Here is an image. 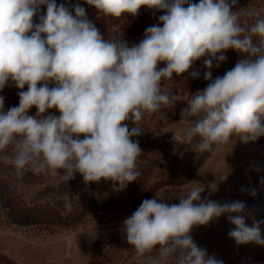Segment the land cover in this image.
<instances>
[{
	"label": "clouds",
	"instance_id": "obj_1",
	"mask_svg": "<svg viewBox=\"0 0 264 264\" xmlns=\"http://www.w3.org/2000/svg\"><path fill=\"white\" fill-rule=\"evenodd\" d=\"M83 2L98 17L135 18L141 9L162 14L139 42L129 43L123 34L106 38L79 2L0 0V90L9 83L21 89L18 106L7 111L0 96V153L18 177L30 170L68 182L79 174L86 185L110 181L115 190L125 189L141 174L138 137L145 116L177 103L163 82L174 75L199 79L197 61L208 83L189 93L180 109L184 142L211 153L264 137V10L243 13L238 0ZM42 6L46 13L39 15ZM229 50L240 58L213 78L212 69L227 60ZM262 170L259 163L251 166ZM258 184L249 179L241 191L255 199L264 191V176ZM204 191L192 187L178 203L157 196L143 200L122 222L127 244L146 264H224L192 235L223 216L237 246L264 247V220L245 202L202 198ZM63 207L72 211L67 197Z\"/></svg>",
	"mask_w": 264,
	"mask_h": 264
},
{
	"label": "rangeland",
	"instance_id": "obj_2",
	"mask_svg": "<svg viewBox=\"0 0 264 264\" xmlns=\"http://www.w3.org/2000/svg\"><path fill=\"white\" fill-rule=\"evenodd\" d=\"M77 2L85 7L88 18L106 38L118 39L123 34V39L129 43L139 42L145 29L158 23V16L162 14L154 15L151 10L141 9L135 18L98 17L96 10L83 0H56L58 5L67 3L70 6ZM192 2L198 3L199 0ZM238 7L243 8V13L264 10V0H238ZM45 13L46 7L42 6L39 15ZM39 15L34 17L37 23ZM243 19L247 17L242 14ZM128 27L140 31L138 38L128 34ZM226 56L227 60L219 68L212 69L213 78L222 76L240 58L233 50H229ZM194 67L200 70L199 79L174 75L173 79L163 82L164 91L177 94V103L174 109L163 108L145 116L140 125L143 132L138 137L144 153L138 160L141 174L123 190H115L110 181L91 183L93 188L88 192L79 186L64 187L65 181L55 173L37 175L28 170L18 177L11 166L3 163L5 154L0 153V264H146L127 244L120 230L123 220L134 211L108 209L125 206V201L135 202L149 191L159 199L178 203L176 198L182 193L192 187H204L202 198L208 196L221 202L243 201L257 219L264 220V191H259L255 199L241 191L242 187L249 186V179L251 185L259 189L258 181L264 176V170L257 173L251 171V166L259 163L264 169V137L255 143L233 142L220 146L202 162L188 184L175 185L187 176L204 154L198 153L194 144L185 143L181 132L185 125L180 121V109L186 107L185 99L189 93L202 90L208 83L203 79L206 69L202 63L197 61ZM5 90V87L0 90V96ZM8 151L10 153V149ZM72 180L86 186L79 174ZM64 197L72 203L70 213H66L63 207ZM41 206L52 207L63 217L65 225L22 226L11 220L10 214L18 219L23 211ZM247 222L251 224L250 219ZM231 227L222 216L209 226L197 227L192 235L198 246L206 248L210 255L215 253L224 264H264V247L255 244L237 246L227 235Z\"/></svg>",
	"mask_w": 264,
	"mask_h": 264
},
{
	"label": "trees",
	"instance_id": "obj_3",
	"mask_svg": "<svg viewBox=\"0 0 264 264\" xmlns=\"http://www.w3.org/2000/svg\"><path fill=\"white\" fill-rule=\"evenodd\" d=\"M126 31L128 32V34L130 36H133L134 38L135 37L138 38L137 35L140 34V31L133 29V28H130V27H128L126 29ZM5 88L7 90H5V93L2 96L4 97V110L7 111L9 108H11L13 106H18V104H19L18 93L21 91V89L16 88L15 85L12 83H9L8 85H6ZM50 111L54 112V110H50ZM30 112H36V109L32 108L30 110ZM54 114H56V113H54ZM211 153L205 152L203 154V156L199 159V161L192 168H190L187 176L185 178H183L182 180H180L175 185L184 186V185L188 184L191 181V179L194 177L197 170L200 168V165L202 164V162H204L210 156ZM63 186L64 187H66V186H68V187L79 186V188L81 190L83 189V190H86L87 192H88V189L93 188L92 184H88L86 186H83L76 180H70L68 182H64ZM149 192L142 195L135 202H126L125 201L124 202L125 206H121L118 208L111 207L108 210L119 211V212L135 211L140 206V204L143 200L151 199L152 196H154L153 194H150ZM101 200H104V199L101 198ZM93 201H95V200H93ZM77 204L81 205V206L84 205L81 202H77ZM4 206H5V208H8V206H6V204H4ZM10 213H12V212L10 211ZM10 216H11V220L14 223L22 225V226H33V225H39V224H49V225H58V226H64L65 225V220L63 219V217H61L59 214H57V212L50 206H41L39 208L25 210L22 212V215L18 219H16V217L12 216V214H10Z\"/></svg>",
	"mask_w": 264,
	"mask_h": 264
}]
</instances>
